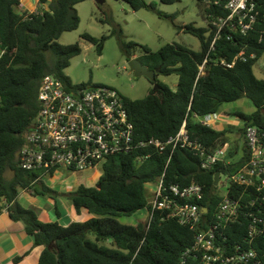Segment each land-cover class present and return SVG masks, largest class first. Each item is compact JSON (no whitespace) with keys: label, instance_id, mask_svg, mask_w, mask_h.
I'll return each instance as SVG.
<instances>
[{"label":"trees","instance_id":"trees-1","mask_svg":"<svg viewBox=\"0 0 264 264\" xmlns=\"http://www.w3.org/2000/svg\"><path fill=\"white\" fill-rule=\"evenodd\" d=\"M82 1L40 0L41 6L48 4V8L42 6L39 12L28 13L19 0H0V214L7 211L11 219L24 223L26 233L41 248L37 264H202L195 255L184 258V252L195 242L198 229L174 218H163L160 212L154 214L150 224L144 221L130 224L120 219L149 207L146 183L162 176L169 153L149 149V157L141 158V153L136 152L103 160L95 185L81 183L77 189L65 193L76 214L86 211L90 214L84 220L64 223L43 220L36 207L24 206L18 200L21 192L27 189L51 196L57 192L43 180L53 172L46 174L43 170L24 169L20 166L19 151L25 143V132L41 107L39 87L43 77L55 73L67 86L74 85L64 70L70 66L71 59L83 51L82 44L80 41L62 44L58 39L63 32L79 26L76 5ZM123 1L134 10L153 6L146 0ZM160 1L173 3L175 0ZM197 1L207 20L206 26L187 23L179 27L200 39L199 50L172 42L153 52L146 44L121 40L128 59L138 49L141 51L139 60L144 65L151 69L160 67V74H178L177 89L159 81L160 88H152L145 97L121 96L135 124L137 139H165L175 134L187 119L191 137L214 151L230 143L231 130L202 124L196 114L205 116L219 112L224 103L247 97L255 110L250 113L238 110L235 115L247 125L264 129V78L254 72L264 54V0L258 3L255 30L246 36L236 33L234 38H228L230 29L226 28L212 50L215 36L212 21L225 16L227 11L208 0ZM261 36L263 40L258 43ZM81 38L94 44L102 54L107 36L98 38L85 32ZM248 39L252 46L246 50V55L256 51L255 58L239 59L232 67L221 63L222 58L231 62ZM207 57L201 71L200 66ZM239 130L243 136L244 129ZM233 145L231 156L239 143ZM246 151L244 146L242 157L229 166L230 170L235 171L244 163ZM216 171L225 172L221 164L211 169L202 168L199 156L179 148L173 153L164 181L167 185L183 186L193 181L201 183L204 188L201 204L213 210L218 197L215 193L211 197L208 194ZM55 207L61 214L58 202ZM228 230L230 238L243 241L248 220ZM254 247L264 264V233L256 238Z\"/></svg>","mask_w":264,"mask_h":264},{"label":"built area","instance_id":"built-area-1","mask_svg":"<svg viewBox=\"0 0 264 264\" xmlns=\"http://www.w3.org/2000/svg\"><path fill=\"white\" fill-rule=\"evenodd\" d=\"M19 1L24 7L23 0ZM208 1L227 11L225 16L212 21L215 36L211 50L226 28L230 29L228 38H234L236 33L246 36L255 30L260 0ZM39 11L36 9L28 13ZM262 40L263 36L258 43ZM250 46L252 44L248 39L231 62L222 58L221 63L232 67L239 59L255 58L256 51L246 55ZM207 61L208 57L200 66L201 71ZM39 100V113L25 132V143L19 151L21 167L43 170L46 174L53 172V175L63 167L73 173L97 170L103 160L120 154L139 152V157L143 158L151 155L149 149L169 153L162 176L157 181L146 183L149 192V207L144 208L148 211L146 222L150 224L154 214L160 212L163 218H174L183 225L198 229L195 242L184 252V258L195 255L202 264H263L254 247L256 238L264 233L263 128L247 125L242 120L247 158L233 171L229 166L237 163L236 160L243 154L239 155V151L235 150L234 156H231L230 143L209 151L191 137L187 119L175 134L165 139H137L135 124L116 88L84 83L69 87L55 73H48L39 87ZM195 116L200 123L210 126L222 120L218 112ZM179 148L191 150L199 156L204 169L214 168L216 164L224 167L225 172L221 171L218 186L227 182V190L216 195L218 204L213 210L201 204L204 197L201 183L193 181L184 186L165 183L167 167ZM244 220H248V230L243 241L230 238L228 228L237 223L243 225Z\"/></svg>","mask_w":264,"mask_h":264},{"label":"rangeland","instance_id":"rangeland-1","mask_svg":"<svg viewBox=\"0 0 264 264\" xmlns=\"http://www.w3.org/2000/svg\"><path fill=\"white\" fill-rule=\"evenodd\" d=\"M146 1L153 6H147L140 10L132 9L123 0H104L102 3L97 0H84L76 5L80 17L79 26L74 30L63 32L58 39L62 44H71L76 41H80L82 44L83 51L74 56L70 66L64 70L74 85L82 83L106 85L116 88L124 97L142 98L153 88V83L146 76H138L131 71L128 57L121 46V40H134L146 44L153 52L158 51L166 43L172 42L182 43L195 50L201 48V41L197 36L179 27L187 23H194L198 27L206 26L207 20L202 14L197 0H175L173 3H164L160 0ZM85 32L98 38L103 35L107 36L102 54L94 44L81 38ZM135 54L140 56L141 51L136 49ZM254 72L259 78H264V54L256 63ZM158 79L172 89H177L178 74H159ZM238 110L250 113L255 110V107L247 97L224 103L218 112L222 120L214 126L230 128L231 149H233L232 146L234 147L233 144L239 143V149L238 147L237 149L241 155L244 142L241 141L240 135L242 137V134L239 129L244 122L235 115ZM101 170L102 168L99 167L97 170L73 173L63 167L58 170L57 174L60 175V178L67 180L68 187L77 189L81 183L91 182L92 178L90 179V177L94 171ZM50 179L51 186H57L59 180L56 179L59 178ZM227 186V182L217 186L215 195L225 193ZM68 200L69 202L66 205L63 204V207L67 206L73 209L69 197ZM147 217V209H141L132 216H122L120 219L124 223L136 224L139 221L146 222ZM65 221L63 220L62 223ZM32 258L27 260L31 262Z\"/></svg>","mask_w":264,"mask_h":264},{"label":"crops","instance_id":"crops-1","mask_svg":"<svg viewBox=\"0 0 264 264\" xmlns=\"http://www.w3.org/2000/svg\"><path fill=\"white\" fill-rule=\"evenodd\" d=\"M23 5V8L27 11L40 9V7L43 6H41L38 0H23ZM46 8H48V6ZM240 138L241 141L244 142V146H246L244 136L241 137L240 135ZM57 173L58 170L53 175L46 176L43 179L47 185L57 191L52 193L53 196L49 193H34L32 189H27L21 192L18 200L24 206L36 207L43 220H66L65 222H70L75 220H84L90 217V214L87 211L78 215L73 209L68 208L67 206L65 208L63 207V204L66 205V203L69 202L68 196L65 193L75 190V187L72 189L70 186L68 187L67 180L65 178H60V175ZM100 175L101 171H94L90 177V179L92 178L91 182L86 185H95ZM55 177L59 178L56 179L59 181H57V186L54 185V188V186H51L49 181L51 180L50 178ZM56 202L59 204L61 214L58 213V209L55 207ZM40 253L41 248L36 246L34 244V238L26 233L24 223L14 221L11 219L7 211H3L0 214V264H37ZM17 256H21V259H16ZM30 257H33L31 262L27 260Z\"/></svg>","mask_w":264,"mask_h":264},{"label":"water","instance_id":"water-1","mask_svg":"<svg viewBox=\"0 0 264 264\" xmlns=\"http://www.w3.org/2000/svg\"><path fill=\"white\" fill-rule=\"evenodd\" d=\"M98 2L102 3L103 0H97ZM128 65L132 72H134L138 76H146L154 82L153 89L160 88V83L157 82L156 74L161 72V68L157 67L155 69H151L148 66L144 65L137 57L129 58ZM221 177V171H216L214 175V182L208 194L209 197L212 196L214 188L218 186ZM206 208H204L205 210Z\"/></svg>","mask_w":264,"mask_h":264},{"label":"flooded vegetation","instance_id":"flooded-vegetation-1","mask_svg":"<svg viewBox=\"0 0 264 264\" xmlns=\"http://www.w3.org/2000/svg\"><path fill=\"white\" fill-rule=\"evenodd\" d=\"M134 55H136L135 57H137V58L139 59L140 56H138V55L135 54V53L131 55V58H133ZM159 74H160V73H157V74H156L157 82H159V79H158V78H159ZM150 81H151V80H150ZM151 82H152V81H151ZM152 83H153V85H154V82H152Z\"/></svg>","mask_w":264,"mask_h":264}]
</instances>
